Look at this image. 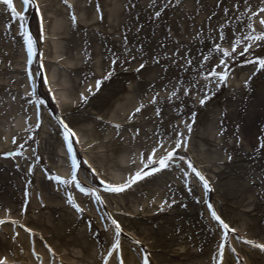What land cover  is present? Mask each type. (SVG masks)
Here are the masks:
<instances>
[{
  "label": "bare ground",
  "instance_id": "bare-ground-1",
  "mask_svg": "<svg viewBox=\"0 0 264 264\" xmlns=\"http://www.w3.org/2000/svg\"><path fill=\"white\" fill-rule=\"evenodd\" d=\"M13 7L22 20L0 2V218L15 219L0 225V258L32 259L23 228L69 264H101L107 254L110 223L86 197L69 202L73 183L53 179L67 181L71 170L66 123L87 189L96 186L85 161L113 184L175 149L178 169L146 168L150 175L122 192L96 189L157 264H213L223 234L206 201L224 223L264 241V68L248 62L264 58V40L243 39L264 34V0H13ZM28 33L43 50L39 59H28ZM213 70L228 75H208ZM199 167L211 198L192 176ZM124 248L127 264H139L127 241ZM239 250L249 264H264L263 252Z\"/></svg>",
  "mask_w": 264,
  "mask_h": 264
},
{
  "label": "snow or ice",
  "instance_id": "snow-or-ice-1",
  "mask_svg": "<svg viewBox=\"0 0 264 264\" xmlns=\"http://www.w3.org/2000/svg\"><path fill=\"white\" fill-rule=\"evenodd\" d=\"M0 2H2L4 5H6L8 9H11L12 12H13L15 15L19 16V18H20L21 20L23 19V16H22L20 13H17V12H16V9L13 7V0H0ZM29 2H30V0H22V3H23L25 6H27V5L29 4ZM261 11H264V9H261ZM157 15H159V13H157ZM73 19H75V17H73ZM261 23L264 24V19L261 20ZM243 39H244V40H247V41H252V40H264V34H261V35H259V36H252V35H249L248 37H245V38H243ZM239 43H241V41H236L235 44H234V46H233L232 52H228V51L225 50V51H223V55L226 56V57H228V56H231L232 54H234L235 51H236V45H238ZM250 47H252L251 44H249L247 47H245L244 50H243V52H241L240 54H241V55L246 54V53L249 51V48H250ZM217 50H220V49H219V46H217ZM29 51L31 52V40H30V39H29ZM188 62L191 63V61H188ZM248 62H249V63H259L260 67H261V68H264V58H259L258 60H249ZM220 63H221V64H224L225 61H224V60H221ZM140 67L143 68L144 65L141 64ZM137 71H139V69H137ZM208 75H216V76H219L221 80H225L226 77H227V75H228V73H227L226 70H225L224 72H222V73H221V72H216L215 70H213V71L210 72ZM99 83H100V82L98 81V82H97V87H99ZM206 99H208L207 96H205L203 99H201L200 102L203 104V103L205 102ZM136 111H140V109L138 108ZM188 128H189V131H190V130H191V125H189ZM72 135H74V134L71 133L70 130H69V131H67V132L65 133V138L67 139L69 136H72ZM14 142H15V141H14ZM67 146H68V150H69V152H71V151H72V145H71V142H70V141L68 142V145H67ZM262 146H264V145H262ZM179 147H180V142L177 141V143H176V148H179ZM154 151H155V150H154ZM174 155H175V150H173V152L168 153V156H167L166 158H162V159L159 161V167H160V168H165V167H167V166H168V163H167V162H168L169 160H171V159L173 158ZM149 159H151V157H149ZM145 167H147V165H146ZM157 170H159V168H153V169H152V171H157ZM193 171H195V169H193ZM148 174H150V173H148V172H144V170L142 169L141 172H138V173L136 174V176L132 179L131 182L134 183L136 180L143 178V175H148ZM196 174H197L198 176H200V174H199L198 172H197ZM53 179H55V180H57V181H59V182H61V183H69V181L61 180V178H60L59 176L53 177ZM73 179H75V177H74ZM200 179H201V180H204V177H203V176H200ZM204 185H205L206 188L208 187L207 181H204ZM128 186H130V185L126 184V185H124L123 187H121V186H111V185H109V186H106V190H107V191H112V192H119V191H123L124 188H125V187H128ZM76 187H78V188L80 189L81 192H85V191H86L85 188H84V187H83L78 181L76 182ZM97 198L99 199V197H97ZM69 202L71 203V201H69ZM209 208H211V205H210V204H209ZM78 210H79V209H78ZM212 216H213L214 219H216V220H218V221L220 220V218L216 215V213H215L214 211L212 212ZM3 222H4V221H0V223H3ZM113 223H116V222L113 221ZM220 223L223 225V227H224L225 229L228 228V225H227V224H224L223 221H220ZM118 227H119V226L117 225V228H118ZM249 243H251V242H249ZM115 246L118 247V244L115 245ZM255 246L260 247L262 250H264V244H262V245H255ZM0 264H6V262H4V261H0ZM145 264H147V258H145Z\"/></svg>",
  "mask_w": 264,
  "mask_h": 264
}]
</instances>
